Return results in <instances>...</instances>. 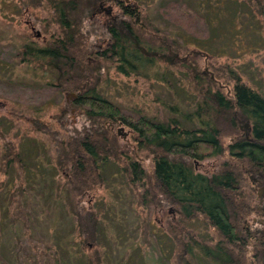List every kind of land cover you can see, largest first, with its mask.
Here are the masks:
<instances>
[{
  "label": "trees",
  "instance_id": "1",
  "mask_svg": "<svg viewBox=\"0 0 264 264\" xmlns=\"http://www.w3.org/2000/svg\"><path fill=\"white\" fill-rule=\"evenodd\" d=\"M36 1L26 0V3L36 5ZM44 1L50 10L45 30L51 23L56 26L41 43L24 41L17 56L19 63L32 64L48 72L44 77L47 84H55L60 91L74 92L71 106L83 115L81 125L69 128L65 136H59L37 116L31 118L36 130L50 134L54 161L67 174L62 183V197L78 232L83 234L82 243L96 239L99 218L96 211L79 202V196L103 183L105 165L126 153L118 132L111 127L114 122H123L130 126L136 148L133 157L127 155L120 169L130 185L137 187L142 182L145 186L142 192L134 191L136 201L159 207L175 206L183 219L200 214L213 228V242L194 237L192 233L185 232L186 238L176 234V258L183 259L186 253L193 256L198 251L214 264H264V223L253 225L249 221L251 213L264 216V202L253 204L252 186L250 192L244 188L249 173L255 178L252 182L264 184V95L246 84L228 63L215 65L216 58L210 51L190 50L185 41L170 37L156 27L138 0ZM102 1L116 3L120 12L98 19L97 7ZM211 1L200 3L209 5ZM228 1L236 0H216L214 4L222 3L227 8ZM244 1L264 25V0ZM91 34L103 40V47L89 46ZM181 50L187 54L184 60L178 55ZM199 55L206 58L204 67L197 61ZM159 59L168 64L179 60L189 64L188 73L194 78L199 97L195 98L193 109L183 116L195 117L199 126H183L176 103L166 104L172 114L158 120L125 111L97 89L101 68L107 61L121 73L146 76L145 69ZM161 75L163 78V72ZM223 76L233 81L229 94L217 80ZM69 107L64 102L60 108L58 116L63 125L72 121ZM238 121L246 122L248 133L241 132ZM223 134L235 137L224 144ZM0 138L4 140L0 167L5 170L13 164L16 169L22 168L14 142L7 139L1 128ZM141 149L152 157L149 173L136 158L135 153ZM225 150L229 157L216 171H195L193 158L221 155ZM21 190L18 187L16 192L19 194ZM19 198L12 197L14 207L19 206ZM24 216V220L20 217L27 227L29 212H24ZM141 223L144 226L146 221ZM46 243L42 241L49 247ZM46 255L47 264H56L52 261L57 260L54 250L53 259L50 254ZM0 261L4 263L3 259ZM88 261L101 264L97 249L88 255Z\"/></svg>",
  "mask_w": 264,
  "mask_h": 264
},
{
  "label": "rangeland",
  "instance_id": "2",
  "mask_svg": "<svg viewBox=\"0 0 264 264\" xmlns=\"http://www.w3.org/2000/svg\"><path fill=\"white\" fill-rule=\"evenodd\" d=\"M138 1L160 30L185 41L190 50L210 51L216 58L215 65L228 63L246 84L264 95V25L247 2L228 1L226 8L225 4H214L216 0L209 5L200 3L202 0ZM36 2L32 5L26 0H0V128L7 139L14 142L22 163L20 169L13 164L5 170L0 167V260L7 264H47L46 254L53 259L54 250L57 260L52 261L56 264H90L88 255L97 249L101 264H214L198 251L193 256L186 253L185 258H176V234L186 238L187 232L209 242L215 240L212 226L202 215L183 219L175 206L159 207L151 202L139 204L136 201L134 191L142 192L145 186L142 182L137 187L130 185L120 169L127 155L133 157L136 148L130 126L123 122H114L111 127L118 132V127L122 126L118 135L126 153L105 165L103 183L79 196V202L96 211L99 218L96 239L82 243L83 234L78 232L62 197V183L67 174L54 161L50 134L36 130L31 118L37 116L59 136H65L69 128L81 125L83 115L71 106V92L47 84L44 77L46 73L49 75L48 72L32 64L19 63L17 56L24 41L30 39L41 43L56 26L51 23L45 30L50 10L44 0ZM103 4L104 8L112 5V10L108 13L98 6V19L118 13L116 3ZM88 43L93 47L104 45L94 34ZM184 51L178 54L183 60L187 55ZM197 61L204 67L206 58L199 55ZM184 62L168 64L156 60L145 69L148 73L145 76L121 73L107 61L101 68L97 89L125 111L158 120L172 114L166 104L176 103L182 125L199 126L195 117L186 119L183 116L193 109L195 98L199 97L194 78L188 73L189 64ZM206 69L212 71L211 67ZM226 78L217 80L229 94L233 81ZM64 102L70 105L68 113L72 121L63 125L58 115ZM245 124L238 121L237 127L242 133H248ZM234 137L223 134L222 141L227 144ZM3 141L0 138V154ZM135 155L149 173L153 165L151 155L145 149ZM227 157L225 150L221 155L194 158V169L212 173ZM251 180L255 181V178L249 173L244 188L250 192L252 186L253 204L260 205L264 202V191L258 195V189L264 184ZM18 187L22 188L19 194L16 192ZM14 195L20 197L18 207H14ZM27 211L26 227L23 220ZM141 220L146 221L144 226ZM249 221L253 225H263L264 216L251 213ZM4 263L0 261V264Z\"/></svg>",
  "mask_w": 264,
  "mask_h": 264
},
{
  "label": "flooded vegetation",
  "instance_id": "3",
  "mask_svg": "<svg viewBox=\"0 0 264 264\" xmlns=\"http://www.w3.org/2000/svg\"><path fill=\"white\" fill-rule=\"evenodd\" d=\"M103 3H104V1L101 2L100 6H99V9H100V8L102 9V7L104 8V6H103L104 4H103ZM99 9H98V10H99ZM104 9H106L107 12L109 13V12H111V10H112V5H107V6H105ZM119 132H120V131H119ZM194 162H195V161H194V158H193V167L196 166V164H195ZM195 171H196V170H195Z\"/></svg>",
  "mask_w": 264,
  "mask_h": 264
},
{
  "label": "water",
  "instance_id": "4",
  "mask_svg": "<svg viewBox=\"0 0 264 264\" xmlns=\"http://www.w3.org/2000/svg\"><path fill=\"white\" fill-rule=\"evenodd\" d=\"M126 1H128V0H126ZM100 4H101V2L99 3L98 6H100ZM70 94L73 95V96L75 95L74 92H71ZM121 128H122V126L118 127V133L121 130ZM262 191H264V185L259 187V189H258V195H261Z\"/></svg>",
  "mask_w": 264,
  "mask_h": 264
}]
</instances>
